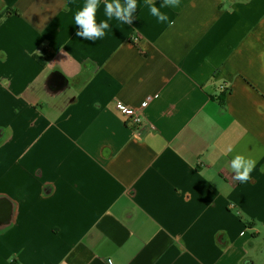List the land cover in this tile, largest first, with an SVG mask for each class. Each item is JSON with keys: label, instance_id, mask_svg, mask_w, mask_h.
<instances>
[{"label": "crops", "instance_id": "crops-1", "mask_svg": "<svg viewBox=\"0 0 264 264\" xmlns=\"http://www.w3.org/2000/svg\"><path fill=\"white\" fill-rule=\"evenodd\" d=\"M84 3L0 0V264H264V0Z\"/></svg>", "mask_w": 264, "mask_h": 264}, {"label": "clouds", "instance_id": "clouds-1", "mask_svg": "<svg viewBox=\"0 0 264 264\" xmlns=\"http://www.w3.org/2000/svg\"><path fill=\"white\" fill-rule=\"evenodd\" d=\"M180 0H163L160 7H157L153 0H144V5L148 8L151 16L155 17L158 23L168 22L169 16L162 12V8L178 7ZM100 0H85L83 7L75 13L74 21L79 31L77 36L87 40H98L105 36V30L109 29V21L117 20L122 24H131L133 14L136 12L137 0H105L104 12L106 19L99 24L96 22V12ZM231 151V149H229ZM255 161L242 154H236L230 161V168L234 174L233 179L240 183H247L251 179Z\"/></svg>", "mask_w": 264, "mask_h": 264}, {"label": "built area", "instance_id": "built-area-1", "mask_svg": "<svg viewBox=\"0 0 264 264\" xmlns=\"http://www.w3.org/2000/svg\"><path fill=\"white\" fill-rule=\"evenodd\" d=\"M139 36L133 35L130 38L131 43L134 45L138 44ZM221 90H224V88H221ZM149 104V100H147L139 110L132 109L126 105H124L121 102H116L115 110L122 116L128 118L136 125H143V118H144V112L146 111Z\"/></svg>", "mask_w": 264, "mask_h": 264}, {"label": "trees", "instance_id": "trees-1", "mask_svg": "<svg viewBox=\"0 0 264 264\" xmlns=\"http://www.w3.org/2000/svg\"><path fill=\"white\" fill-rule=\"evenodd\" d=\"M219 102L221 104V107L224 108L225 104H224V98L223 97L220 98ZM251 226H252V223L247 224V227H251Z\"/></svg>", "mask_w": 264, "mask_h": 264}, {"label": "rangeland", "instance_id": "rangeland-1", "mask_svg": "<svg viewBox=\"0 0 264 264\" xmlns=\"http://www.w3.org/2000/svg\"><path fill=\"white\" fill-rule=\"evenodd\" d=\"M133 35H136V34H132L131 36H133ZM138 36V35H137ZM131 38V37H130ZM262 244L264 245V235L262 236Z\"/></svg>", "mask_w": 264, "mask_h": 264}]
</instances>
